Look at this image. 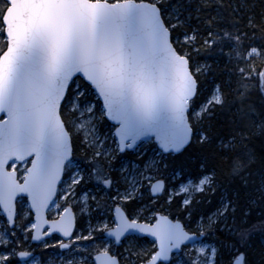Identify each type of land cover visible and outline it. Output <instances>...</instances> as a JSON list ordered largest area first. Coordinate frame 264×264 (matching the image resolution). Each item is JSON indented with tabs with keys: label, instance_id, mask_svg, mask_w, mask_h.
I'll return each mask as SVG.
<instances>
[{
	"label": "snow or ice",
	"instance_id": "1",
	"mask_svg": "<svg viewBox=\"0 0 264 264\" xmlns=\"http://www.w3.org/2000/svg\"><path fill=\"white\" fill-rule=\"evenodd\" d=\"M0 0V264H264V0Z\"/></svg>",
	"mask_w": 264,
	"mask_h": 264
},
{
	"label": "trees",
	"instance_id": "2",
	"mask_svg": "<svg viewBox=\"0 0 264 264\" xmlns=\"http://www.w3.org/2000/svg\"><path fill=\"white\" fill-rule=\"evenodd\" d=\"M253 3H256L255 11L259 13L261 11V0H252Z\"/></svg>",
	"mask_w": 264,
	"mask_h": 264
}]
</instances>
